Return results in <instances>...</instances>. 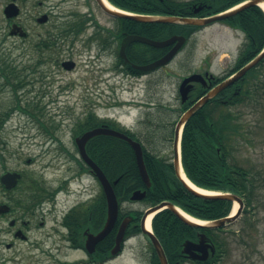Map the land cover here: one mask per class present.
<instances>
[{"label": "rangeland", "instance_id": "374dc122", "mask_svg": "<svg viewBox=\"0 0 264 264\" xmlns=\"http://www.w3.org/2000/svg\"><path fill=\"white\" fill-rule=\"evenodd\" d=\"M2 9L0 4L1 52L9 54L15 65L23 63L29 65L26 62L30 64L36 62L37 50L29 49L21 39L9 36ZM31 25L34 26L31 21L26 23L27 27ZM54 27H38L36 31L45 34L47 30H54ZM245 42L244 33L221 23L196 31L186 47L167 67L142 79L126 76L123 80H112L111 90L115 93L111 96L106 95L109 94L108 84L103 80H107L110 75L113 76L114 56L105 55L98 63L94 55L86 51L80 43L79 50L71 56L77 64L76 70L66 72L61 70V74L53 73L44 82H37L35 85L33 83L31 86L35 92H40L42 89L46 91L42 99L48 113L45 120L52 118L57 127H40L29 115L20 117L17 113L6 126L9 132V135H6L9 144L8 150L0 153V174L6 168L23 171L25 176L24 184L19 185L22 188L12 193L10 197L18 198L26 183L34 178L41 181L42 185L47 182L52 186H57L63 178V169L55 161L60 151L50 150L44 145L43 135L39 133L41 128H56L69 133L75 129L76 121L85 117L88 111L95 112L100 118L131 126L137 122L143 108L154 105V108L161 106L177 109L179 101H177L176 86L181 77L200 68H210L211 72L219 77L227 74L235 66ZM45 64L41 67L45 73H49L50 70L55 71L51 63ZM101 68H108L109 72L106 73L105 70L100 74ZM153 83L159 85L153 93L154 96L149 95L151 92L148 87L150 84L154 85ZM1 85L0 80V107H5L3 110H6L8 106L15 105L11 99L17 95H14L8 87L1 89ZM262 87L248 104L232 109L235 115L240 117L245 133L244 139L237 138L233 143L236 148L235 156L242 165L251 167L259 173L261 181L255 207L248 208V213L245 211L240 219L222 234L229 243V249L217 264H264V86ZM254 89L255 87L253 91ZM23 93L24 90L20 91L19 95ZM28 100L23 101L27 104ZM179 116L180 114H175L169 117V114H166L164 119L175 122ZM66 141L70 142V140ZM29 159L31 163L27 162ZM100 193L101 187L96 182L94 194L97 196ZM10 197L0 190V202ZM54 198L55 200L44 205L48 212L45 227L39 225L40 217L44 214L42 207L34 209L37 219L29 242L19 241L15 248L9 250L6 248V242L11 237L8 235L0 237V264H81L86 254L72 251L60 237L61 222L71 206L70 198L67 200L63 193H59ZM123 205L126 209H143L145 204L126 202ZM247 220L250 222L248 223ZM6 225L7 223L0 222V226ZM141 242L145 244V240ZM136 245V242L129 243L124 254L108 264H145L138 257Z\"/></svg>", "mask_w": 264, "mask_h": 264}, {"label": "flooded vegetation", "instance_id": "af4514ba", "mask_svg": "<svg viewBox=\"0 0 264 264\" xmlns=\"http://www.w3.org/2000/svg\"><path fill=\"white\" fill-rule=\"evenodd\" d=\"M0 4H2L3 7L2 14L7 24L9 36L25 41L29 49L37 50L38 58L39 52L41 53L42 58H40V60L42 59L46 64L51 63L55 69V71L50 70L49 73H45L43 70L31 73L30 81L24 89L25 93L17 97L14 96L11 99L16 104L8 106V109L6 110H3L5 107H0V113L3 112L5 114L3 116L7 119L3 125H0L1 153L8 150L9 138L6 135H9V132L8 127L6 126L10 122L9 120L14 118L16 113L20 117L28 115V112L24 110L26 108L28 109V105L24 103L23 100H42L44 98L43 95H46V91L43 89L40 92L33 91V87H31L33 86V83L35 85L37 82H44V80L46 78H50L53 73L57 75L56 72L61 74V70H65L63 66L64 63L66 61H73L71 56L79 50L80 43L86 51L94 55V58L98 63H100L101 59L105 55L114 56V65L112 66L113 76L110 75L107 80H103V82H106L105 84H108L107 93L109 94L102 92L109 96L114 95L115 92L111 90L110 82L112 80L117 81V79L123 80L127 76L128 72L126 65L119 59L122 42L128 33L124 25L102 10L97 0H0ZM11 4H15L16 8L14 11L17 12V15L9 18L7 17L6 9ZM202 8L203 7L201 6L198 10H201ZM96 10H98V13H96ZM209 17L210 16L202 18ZM29 21L34 23V26L31 25L30 27H27L26 23ZM14 26L21 28V30H16V34L12 35ZM53 26H55L54 30H47L45 34L36 31L38 27L52 28ZM207 27H203L202 29ZM245 44L239 53L235 66L227 74H223L219 77L215 76L211 72L210 68H200L181 77L176 86L177 101H179L177 109L170 107L165 108L161 106H155L154 108V105L152 107L143 108L137 122L131 126H127L125 124L122 125L121 122L108 119L110 124L116 125L117 128H115V130L118 128L121 129L118 131L124 133L141 145L145 166L151 182L167 181L169 179L168 175L170 174L177 176L175 161L178 150L180 153L182 150V134L178 133L177 130L180 119L184 113L191 109L200 98L205 96L215 86L231 78L242 68L240 67V56L241 52L245 48ZM171 48L172 47H170L169 50ZM169 50L167 52H169ZM47 54H49V56H47ZM64 54L67 56H64ZM64 57L67 58L65 59ZM76 67L73 70H76ZM165 67L167 66L148 72L140 71L141 75H139L138 79L145 78ZM257 69L259 70V74L256 78H250L245 75L213 98L218 101L217 103L220 105L218 107L222 108V106H227L230 109H235L242 105L239 104V94L242 91H246L247 87L253 85L255 86L256 84L261 85V82L264 81V58L258 64ZM105 70L106 73L107 71L109 72L108 68H101L100 74L104 73ZM66 71L67 70H65V72ZM194 74H199L201 77H198L197 81L188 84V86H190V90L186 96L183 97L181 93V86L186 78ZM100 79L102 80L103 78L100 76ZM157 85L158 83L152 86L150 84V86H148L151 92L149 95H155L153 93L157 88H159V85ZM29 100L28 102H30ZM142 102L148 104L145 101ZM247 102H250L249 96ZM18 105L19 107L14 110V108ZM166 114H169V117H172L175 114H180V116L177 121L170 122L169 120L164 119ZM88 131L89 130H84L83 128H75L69 133L62 132L60 129L56 128H41L39 130V133L43 135L44 145L50 150L55 149L60 151V154L56 155L57 158L55 157V161H57L60 168L63 169V178L57 186H52L47 182L43 184L42 193L44 195V201L40 205V208L42 207L44 214L40 217L41 220L39 225L41 227L46 226L45 219L48 215L47 208L44 206L46 202L55 200L54 196L56 197L60 192H65L67 197L66 199L68 200L70 198L69 201H71V206L67 209L63 218L69 217V225L75 221V218L73 217V210L75 208H77L78 212L84 211L85 209L88 211L87 217L90 226L82 231L79 236V240H76L72 236L70 226L66 225L63 220L61 222L60 237L72 251L82 252L84 255L86 254L85 259L81 262H87V264L111 263L124 254L129 243L136 242L139 259L144 261L145 264H154L155 258L159 261L158 255L149 237L143 233L141 226L144 212L150 207L144 202L147 195L140 201L145 204L143 209H126L123 203L119 211V217L121 218L120 222H116L113 230L103 241L96 245L94 252L88 253L86 251L85 247L88 235L96 236L103 229L107 219L106 201V207L103 212L96 208V203L98 198L101 196V193L97 196L94 194V185L96 182L99 185L100 183L95 172L83 160L79 150L78 140ZM95 138L96 137H93L87 141L85 146L86 153L101 168V166L94 160V155L89 152L90 147L91 149L92 147L95 148V142H93ZM66 140H70V142L67 143ZM124 142L126 145L122 147V151H125L126 154H123L124 158L120 160V165L124 166L132 164L138 169L137 157L134 148L126 141ZM105 150L106 159L104 165L106 170L102 168L101 170L105 176L108 177V174H112L116 171L115 167L117 166L116 163L112 162L113 155L111 150V139L106 140ZM180 158H182L181 154ZM27 162L31 163V159ZM13 172H19L24 175L23 171L8 170L6 168L0 174V190L9 195V197L15 192V190L6 191L4 186H2L3 188L1 189V178L5 174ZM139 177L143 181L140 172ZM133 179H136V177L131 176L127 178V180ZM14 200V197H10L9 199L0 202V205L10 206V211L0 214V222L7 223L5 227L0 226V237L6 235L11 237V239L6 242V248L9 250L15 248L19 241H30V234L33 226L35 225L34 222L37 219V216L35 215L36 211H29L25 215H22L23 212L15 206ZM138 213H142L139 218ZM102 220L103 224L100 225L99 222ZM134 220H137V222H134ZM124 221H128L124 240L121 244L119 253L113 256L112 250L116 246V237L119 228ZM202 234L204 233L198 230L196 232V238L187 241L198 243L200 235ZM208 239L215 245V255H213L212 251L209 249L208 259L206 261H195L182 253L183 263H210L211 258L215 257L217 254V246L211 238L208 237ZM142 240H145V244H142ZM169 264H171L170 261Z\"/></svg>", "mask_w": 264, "mask_h": 264}, {"label": "trees", "instance_id": "16d2710c", "mask_svg": "<svg viewBox=\"0 0 264 264\" xmlns=\"http://www.w3.org/2000/svg\"><path fill=\"white\" fill-rule=\"evenodd\" d=\"M115 7L129 13L138 15L183 17V18H202L213 16L224 12L247 0H109ZM201 10H198L200 7ZM198 11V12H197ZM126 27L128 34H135L150 38L152 40H166L173 35H183L190 38L198 27L180 24H154L140 23L131 20H118ZM223 23L229 27L240 30L245 34L246 44L240 56V67H243L255 58L264 48V11L258 6H250L237 14L231 16ZM1 48V47H0ZM169 48H154L144 44H133L127 49L130 63H124L128 70V75L139 77L141 72L133 69L132 64L146 65L162 58ZM29 65L23 63L15 65V61L9 54L2 53L0 50V80L1 89L9 88L14 95L24 90L30 81V74L41 70V60ZM259 70L252 69L247 77L256 78ZM264 86V81L261 82ZM262 85L256 84L249 86L246 91L239 94V104H248L256 93L262 90ZM255 87V91H253ZM24 94V93H23ZM225 94V92H224ZM27 102L30 118L40 127H57L52 118L47 117L46 106L42 100H29ZM216 99H213L203 108L197 111L194 116L186 123L182 135V165L189 180L196 186L208 191L232 193L242 197L247 208L255 207L258 191L260 189L261 176L251 168L242 165L235 156L236 148L233 143L237 138L244 139L243 126L240 117L227 106L218 107ZM19 103V102H17ZM16 104V103H15ZM19 107L16 106L14 110ZM3 112L0 113V125L7 120ZM75 128L91 130L99 127L111 129L117 128L110 124L107 119L100 118L93 111H88L83 118H79L75 123ZM121 130V129H117ZM111 139L112 162L116 163V171L108 174L111 183L119 179L113 185L120 205L130 202L133 192L145 190V184L139 177L138 169L135 165H120L123 159L122 147L126 143L120 139L109 136H98L95 148H89V152L94 156V160L106 170L105 163V143ZM94 148V150H93ZM127 157V156H126ZM136 177L127 180L128 177ZM167 181H154L151 188L147 189V196L144 200L146 205L155 206L162 202H171L181 208L191 216L203 221H215L228 217L233 209L234 203L221 199H204L195 196L178 177L173 174L168 175ZM24 180L20 184H24ZM19 186L17 188L21 189ZM42 182L34 178L26 183L21 194L16 198L15 206L24 214L34 211L44 200L42 193ZM104 194L96 203V208L103 212L106 207ZM248 213V209L246 210ZM75 221L69 225V217L64 219V223L70 226L72 236L79 240V236L85 228H88V211L73 210ZM130 214V213H129ZM142 213H138V218ZM118 220V223L120 222ZM137 220H134V222ZM249 223L250 221L247 220ZM103 224V220L99 222ZM153 231L162 244L166 255L171 264L179 262L182 264L183 244L187 240L196 238L198 230L207 234L217 246V254L211 258L208 264H217L228 253L229 243L222 237L223 230L198 229L184 223L171 210L165 209L155 215L152 221ZM113 245V238H112ZM98 253V252H97ZM96 253V254H97ZM154 264H160L155 258Z\"/></svg>", "mask_w": 264, "mask_h": 264}, {"label": "water", "instance_id": "95a60500", "mask_svg": "<svg viewBox=\"0 0 264 264\" xmlns=\"http://www.w3.org/2000/svg\"><path fill=\"white\" fill-rule=\"evenodd\" d=\"M97 2L106 14L116 19L131 20V21L140 22V23L180 24V25L201 27V26H207L215 22L228 19L231 16L237 14L239 11L247 7L260 6V3L264 2V0H250L232 9L229 12H225V13H222V14L210 17V18H183V17L137 15V14L128 13L126 11L116 8L108 0H97ZM15 8L16 7L14 4H11L7 7L6 9L7 17L10 18V17H14L17 15V12L14 11ZM16 30H21V28L14 26L12 35L16 34ZM185 42H186V38L180 35H174L166 40H161V41L152 40V39H149L143 36H138V35H127L126 38L122 42L120 56L125 62H129L126 51H127V48L133 43H142V44L149 45L155 48H167V47L173 46L172 49L165 56H163L159 60H156L155 62H152L151 64H148L145 66L133 65L135 69L143 71V72L153 71V70H156L170 63L174 59V57L177 55L179 50L184 46ZM263 58H264V51L259 56H257L252 62H250L248 65L242 68L233 78H230L224 81L223 83L217 85L210 92H208L204 97H202L198 102H196V104L191 109H189L180 119L178 123V129H177L178 133L181 132L183 127L186 125V123L193 117V115L200 108L205 106L212 98L218 95L221 91L230 87L236 81H238L243 76H245V74L248 73L254 67H256ZM64 67L67 70H72L75 67V62H72V61L66 62L64 64ZM198 77H201V75L195 74L184 80L181 86V93L183 97H185L186 94L190 90V86H188V84L194 81H197ZM184 88H185V92H184ZM102 135L111 136V137L124 140L134 148L136 157H137L138 169L143 179V182L145 183V186L147 187V189L151 187V180L148 175L145 162H144L143 150H142L141 145L138 142H135L127 135L120 133L116 130L102 128V127L88 131L78 140L80 154L83 160L87 163V165L95 172L96 177L102 186L103 193H104L106 203H107V219H106L103 229L96 236L88 235V238L86 241V250L89 253L94 252L96 245L102 240H104L105 237L112 231V229L114 228L117 222L118 214H119V200L115 194L114 187H113V185H116L119 180H116L112 184L110 180L105 176L101 168L86 153L85 146H86L87 141L92 139L93 137L102 136ZM175 169H176L177 177L195 196L199 198H204V199H221V200H227L230 202H234L238 204V210L236 214L233 215L232 213L230 216L226 218H222V219L210 221V222L202 221L207 224H199V223L187 220L179 212V208L176 207L171 202L165 201L154 207L149 208L145 212L142 218V222H141L142 231L145 235L149 237L151 243L153 244L156 250V253L158 255V258L161 264H169V263H168L167 256L165 254V251L160 241L158 240V238L155 236V234L152 231H149L146 228V222L150 215L152 214L156 215L157 213L165 209H169L173 211L178 216V218H180L184 223H186L187 225L193 228L215 230V229L228 228L229 226L235 224L237 220L242 216L243 211L245 209L244 200L237 194H232V193H213L212 194L211 192H210L211 194H201L195 191L193 188H191L180 176L181 164L179 160V150L177 152V158L175 161ZM21 178H22V175L18 172L7 173L1 178V182L5 186L6 189L12 190L19 185V181L21 180ZM145 196H146V191L142 192L140 190H137L132 194L131 201H141L145 198ZM9 210H10V207L7 205L0 206V214L6 213ZM127 224H128V221H124L122 225L120 226V229L116 237V246L112 250L113 256L119 253L121 249V244L124 240V235H125ZM207 241H210V240L207 238L205 234L200 235V240L198 243L186 241L183 246V254L186 255L188 258L195 260V261H206L208 259L209 249L212 251L213 255L216 252L215 247L211 244V242H207Z\"/></svg>", "mask_w": 264, "mask_h": 264}, {"label": "bare ground", "instance_id": "6f19581e", "mask_svg": "<svg viewBox=\"0 0 264 264\" xmlns=\"http://www.w3.org/2000/svg\"><path fill=\"white\" fill-rule=\"evenodd\" d=\"M110 7V6H109ZM260 7L261 9L264 11V2L260 3ZM113 8V7H111ZM180 176L181 178L191 187L193 188L195 191L201 193V194H211L210 192H207L205 190H202L201 188H198L196 185H194L189 179L188 177L185 175L182 167H181V171H180ZM213 194V193H212ZM238 209V205L236 204L234 206V209H233V214L236 213ZM179 212L187 219V220H190L192 222H196V223H199V224H207V223H204L200 220H197L195 218H193L192 216H190L189 214H187L185 211L179 209ZM154 218V214L150 215L149 218L147 219V222H146V228L147 230L151 231L152 230V227H151V222H152V219Z\"/></svg>", "mask_w": 264, "mask_h": 264}]
</instances>
